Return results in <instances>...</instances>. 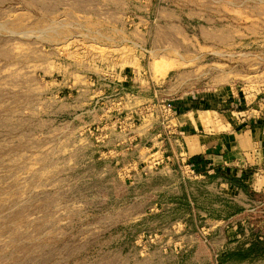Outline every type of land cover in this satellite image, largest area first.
Segmentation results:
<instances>
[{
	"label": "rangeland",
	"instance_id": "374dc122",
	"mask_svg": "<svg viewBox=\"0 0 264 264\" xmlns=\"http://www.w3.org/2000/svg\"><path fill=\"white\" fill-rule=\"evenodd\" d=\"M187 72L262 116L264 0H0V264H264L221 261L264 240V168L250 198L173 158Z\"/></svg>",
	"mask_w": 264,
	"mask_h": 264
},
{
	"label": "crops",
	"instance_id": "0c3cea01",
	"mask_svg": "<svg viewBox=\"0 0 264 264\" xmlns=\"http://www.w3.org/2000/svg\"><path fill=\"white\" fill-rule=\"evenodd\" d=\"M161 89V93L175 96V121L182 133L178 136L180 146L174 144L177 160L183 154L200 177L215 178L219 174L217 181L233 190L241 191L227 178L252 188L249 180L264 168V114L256 110L254 99L249 101L225 72L177 74L165 79ZM227 111L239 118L221 120ZM209 113L216 115L210 119ZM220 124L226 129L220 130ZM260 182L258 190L253 189L256 193L264 191V183Z\"/></svg>",
	"mask_w": 264,
	"mask_h": 264
},
{
	"label": "trees",
	"instance_id": "16d2710c",
	"mask_svg": "<svg viewBox=\"0 0 264 264\" xmlns=\"http://www.w3.org/2000/svg\"><path fill=\"white\" fill-rule=\"evenodd\" d=\"M219 174H217L218 176ZM228 181L245 192L250 198L256 196V193H252L249 186L235 178H227ZM264 257V240L260 237H256L251 241L248 247H238L230 251L225 257L221 259L222 262H236L244 263L247 261H253Z\"/></svg>",
	"mask_w": 264,
	"mask_h": 264
},
{
	"label": "built area",
	"instance_id": "2783aa9c",
	"mask_svg": "<svg viewBox=\"0 0 264 264\" xmlns=\"http://www.w3.org/2000/svg\"><path fill=\"white\" fill-rule=\"evenodd\" d=\"M161 104H162L161 106H162V108L164 110V113H165L164 118L167 120V121L165 120L166 121V124L167 125L168 124H171L172 121H174L176 119V116H177V113L175 111V108H174L173 105L170 104V101L169 100H162L161 101ZM168 127H170V126H168ZM168 134H170L169 136H174V140H173L174 144L176 146H180L178 144L179 143V139H180V138H178V136L181 137L182 136V133H181V131H180V129H179V127H178L177 124L173 125V127L171 128V130H170V132ZM169 136H166L165 138L162 137L161 143L166 142V140L167 141H170L169 140L170 139ZM174 146H173V148H174ZM180 157H181V159H180L181 162L183 164H186L187 163L186 166L190 169V171L192 173H194V170L191 168L190 164L185 160V157L183 156V154H181ZM173 158H175L177 160L176 154H174ZM173 158L168 156L166 159L168 161H171Z\"/></svg>",
	"mask_w": 264,
	"mask_h": 264
}]
</instances>
